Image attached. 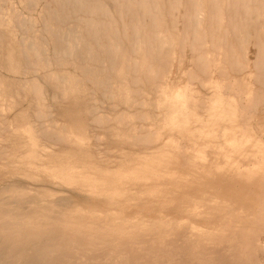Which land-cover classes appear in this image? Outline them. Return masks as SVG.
<instances>
[{"label":"bare ground","instance_id":"6f19581e","mask_svg":"<svg viewBox=\"0 0 264 264\" xmlns=\"http://www.w3.org/2000/svg\"><path fill=\"white\" fill-rule=\"evenodd\" d=\"M17 1L25 16L13 0H0V264L232 260L227 249L240 248L264 216V129L250 134L263 136L254 142L244 134L229 142L210 128L209 153L174 140L193 168L178 169L172 155L173 163L153 170L142 158L116 165L110 150H82L89 142L52 110L59 99L94 127L144 122L148 115L137 107L156 115L171 107L183 118L192 94L210 88L206 77L217 72L212 87L234 91L231 106L242 100L244 118L255 109L264 121V0ZM186 50L191 88L172 105L166 96L179 92H167V75ZM247 70L251 83L234 75ZM201 101L224 103L219 96ZM105 103L122 110L109 114ZM225 178L240 191L210 187Z\"/></svg>","mask_w":264,"mask_h":264},{"label":"rangeland","instance_id":"374dc122","mask_svg":"<svg viewBox=\"0 0 264 264\" xmlns=\"http://www.w3.org/2000/svg\"><path fill=\"white\" fill-rule=\"evenodd\" d=\"M22 2L24 3V0H22ZM13 3L17 8H20L23 16L27 14V11L21 9L17 0H13ZM36 12H34V15ZM190 57V51L186 50L184 60L180 64L177 60L173 61V70L167 75V82H169L170 86V90H167V92H170V95L174 92H179V95L174 99L166 96L165 100L168 99L172 105L179 104L180 106L181 103L179 100L185 97L184 94L187 95L188 93L186 87H190L189 83L191 82L188 73L192 69ZM251 59H253V55ZM245 74L246 83L254 81V79L251 78L253 71L247 70L245 73H243V71L234 73V75L240 78L245 76ZM206 78L208 81H211L213 86V84L218 83L220 75L215 72ZM212 86L204 89L199 88L196 93L192 94L193 100L188 101L186 105L188 115L183 118H177L171 115V107H165L164 112L159 113V115H156V112L152 109L137 107L136 110H138V112L141 111L148 115V119L144 122L139 121L138 118L123 122L108 121V123L101 127H94L90 121H84L82 118H79L78 111L72 106L62 105L63 108L60 107L58 105L59 99L55 102L53 99L49 98L48 103L51 106V104L55 102L56 105L53 107L54 110H52L53 115L55 113L54 118L62 124L69 126L70 131L77 140L89 142V146H84L82 148L84 151L95 154L97 151L104 153L110 150L112 153H109V156L111 155V159L113 160L112 163L116 165L124 162L126 157H130L129 159L131 161L142 158L146 162L145 166L153 170L163 167L166 168L165 164L169 162L173 163L171 159L172 155H175L174 159L178 162V169L188 170L189 168H193L192 162L183 160L182 154L179 152L177 154V151L172 148L174 140L184 144L183 147L189 145L192 147V150L203 148V151L209 153L210 151L206 147L212 137V130L210 128L219 127V129L225 131L224 140H230L229 142L235 140L237 137H243L240 136V134L253 138L251 139L253 142L255 138L263 137L260 135L257 137L250 135L255 129H264V121H259L261 113L254 109V112H252L253 115L245 116L244 118L240 110V105H245L244 102L240 100V103L236 105L231 106L230 104L232 98L234 100L236 99V95L233 94L234 91H227L220 87L216 89ZM214 96L222 98L224 103H210L209 101L212 100ZM202 99H204L206 103L209 102V104H204L201 101ZM65 107L67 108L64 109ZM121 110L122 108H114L109 103H105L104 111L109 114H117L120 113ZM131 110L133 109L131 108ZM226 110L228 114H226ZM234 118H237V120H233ZM145 132H152L154 137L146 142H139L133 138ZM58 147L59 144L56 145L55 148L58 149ZM232 156L237 155L234 153ZM229 169L231 171L235 170L233 163L229 164ZM156 172L159 171L157 170ZM262 172L264 173V167H262ZM234 183L235 182L232 180H227V178L222 180V182L214 179L211 180L210 184L212 185H210V187H213L212 189H217V186L222 184V186L227 189H229V187H234L232 190L234 192H239V185ZM131 187H133V184ZM250 187H246V193L253 192V189ZM218 191L221 192V188H219ZM194 193L195 192L184 194L177 201L174 200L173 206L183 201L186 202ZM75 200L79 201V199L76 198ZM87 206H89V204H87ZM170 211V208H166L165 210V212ZM227 250L231 252L228 253L227 256L231 257L232 260L235 258L234 263L237 262L236 264H264V216L261 219L257 231L254 230V233L251 232L249 237H245L244 243L240 248L232 246L231 249ZM241 252L244 255H242ZM236 258L241 262L238 259L236 260ZM242 258L243 260H241ZM232 260H227L228 262L224 261V264H230V262L234 264Z\"/></svg>","mask_w":264,"mask_h":264}]
</instances>
